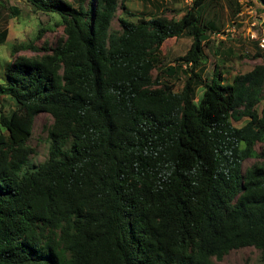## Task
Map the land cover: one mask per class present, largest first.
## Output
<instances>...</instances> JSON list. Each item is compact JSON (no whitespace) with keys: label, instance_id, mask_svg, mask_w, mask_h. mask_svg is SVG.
Segmentation results:
<instances>
[{"label":"trees","instance_id":"obj_1","mask_svg":"<svg viewBox=\"0 0 264 264\" xmlns=\"http://www.w3.org/2000/svg\"><path fill=\"white\" fill-rule=\"evenodd\" d=\"M25 1L64 38L0 61V108L14 102L0 115V264H214L245 248L264 264V164L243 171L264 157V64L230 82L224 59L205 68L218 9L237 16L239 0H194L179 21L132 0ZM182 36L189 50L166 66L163 44ZM41 114L49 158L31 171Z\"/></svg>","mask_w":264,"mask_h":264},{"label":"rangeland","instance_id":"obj_2","mask_svg":"<svg viewBox=\"0 0 264 264\" xmlns=\"http://www.w3.org/2000/svg\"><path fill=\"white\" fill-rule=\"evenodd\" d=\"M69 3L74 0H65ZM194 0H132L127 3L129 9L137 16H161L169 19L174 18L179 21L192 6ZM241 13L232 16L230 10L226 7L225 1L222 2L225 10L217 12L215 26L217 34L211 38L212 44L205 49L207 57L206 71L211 73L216 64H221L225 60L223 67L227 71L226 77L229 82L237 75L246 74L252 71L256 66L263 65L262 58H256L257 55L264 56L261 40L264 39V2L263 0H239ZM15 8L17 14H12L9 10ZM142 13H145L143 15ZM122 17V10L118 11L116 18L112 23V31L120 30L119 18ZM58 18L54 15H46L35 9L25 0H0V33L7 32L5 44L0 46V61L6 60L11 52L13 45L32 44L40 51L28 50L21 52L20 55L27 57L43 56V49H53L64 38L62 27L56 26ZM41 32V38L36 37ZM192 44V39L182 36L179 39L167 40L162 48V55L166 66H175V60L184 56ZM232 52V55L228 53ZM183 69H186L184 66ZM1 75V74H0ZM157 72H153V77ZM187 77L181 74V82L177 84V90L183 89ZM1 113L9 114L14 109V102L10 99L3 101ZM264 102L257 106V111H261ZM248 122L243 119L240 122H234V126L242 127ZM53 119L47 114L39 115L35 120L33 136L28 142L29 148L33 154L29 158V169L33 171L41 166L49 158L50 142L48 139V128L52 125ZM2 131L0 125V132ZM257 154L264 152V144L256 146ZM255 164H264V157L250 159L245 162L243 171L245 172ZM214 264H263L261 253L254 248H245L233 251L225 256L221 261L213 260Z\"/></svg>","mask_w":264,"mask_h":264},{"label":"built area","instance_id":"obj_3","mask_svg":"<svg viewBox=\"0 0 264 264\" xmlns=\"http://www.w3.org/2000/svg\"><path fill=\"white\" fill-rule=\"evenodd\" d=\"M261 42H262V43H261L260 46H261L262 48H264V39H262Z\"/></svg>","mask_w":264,"mask_h":264}]
</instances>
